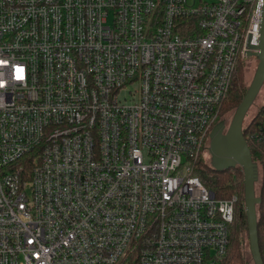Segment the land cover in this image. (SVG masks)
I'll return each mask as SVG.
<instances>
[{"label":"built area","instance_id":"obj_1","mask_svg":"<svg viewBox=\"0 0 264 264\" xmlns=\"http://www.w3.org/2000/svg\"><path fill=\"white\" fill-rule=\"evenodd\" d=\"M263 15L0 0V264H222L238 197L196 165Z\"/></svg>","mask_w":264,"mask_h":264},{"label":"trees","instance_id":"obj_2","mask_svg":"<svg viewBox=\"0 0 264 264\" xmlns=\"http://www.w3.org/2000/svg\"><path fill=\"white\" fill-rule=\"evenodd\" d=\"M243 62L236 66L232 77L231 86L227 97L222 102L219 118L231 111H235L241 103L249 86L244 85ZM264 88V84H263ZM245 142L250 150V156L253 163L257 165L258 180L254 185L255 195L261 199L260 205L256 207L257 213V233L258 245L261 258L264 264V99L258 106L256 113L249 122L242 127ZM200 155L196 165V175L202 184L215 191L218 199H229L231 196L238 197L237 214L232 225H230L229 245L227 255L222 264H248L244 252V239L248 241L246 217L243 204V173L240 167H231L228 170L216 172L206 164ZM31 158H25L23 162L27 163ZM28 169V166H27ZM258 187V189H257Z\"/></svg>","mask_w":264,"mask_h":264},{"label":"water","instance_id":"obj_3","mask_svg":"<svg viewBox=\"0 0 264 264\" xmlns=\"http://www.w3.org/2000/svg\"><path fill=\"white\" fill-rule=\"evenodd\" d=\"M257 53L248 54V57L257 60L254 77L238 107L233 112L228 127L220 121L212 128L209 138V154L211 155V167L216 172L228 170L238 166L243 173V203L248 234V249L253 264H263L257 233L256 207L261 199L256 197L254 185L258 180L257 165L253 163L249 147L243 136L242 127L248 110L254 103L264 84V15L260 31Z\"/></svg>","mask_w":264,"mask_h":264},{"label":"rangeland","instance_id":"obj_4","mask_svg":"<svg viewBox=\"0 0 264 264\" xmlns=\"http://www.w3.org/2000/svg\"><path fill=\"white\" fill-rule=\"evenodd\" d=\"M197 1V4L199 2V0H196ZM202 1H209V0H202ZM111 21V17L109 18V22L110 23ZM243 78H244V85L247 87L250 85L253 77H254V71L256 70V67H257V60H253L252 58L251 59H248L246 61H244L243 63ZM264 99V88L262 87L258 96L256 97V99H254V103L252 104V106L250 107V109L248 110L247 112V115L245 117V120H244V123H243V126L246 125L249 120L252 118V116L254 115V113H256L257 109H258V106L261 104L262 100ZM233 112L234 111H231L229 113H227L226 115L222 116L221 120L223 122H225V124L229 125L230 121H231V118H232V115H233ZM204 161L206 162V164L210 165L211 163V159L207 154H203V157ZM258 189V187H257ZM244 204V203H243ZM246 239V238H245ZM244 239V252H245V256H246V260L248 261V264H253L252 262V259H251V256H250V253H249V249H248V241Z\"/></svg>","mask_w":264,"mask_h":264},{"label":"flooded vegetation","instance_id":"obj_5","mask_svg":"<svg viewBox=\"0 0 264 264\" xmlns=\"http://www.w3.org/2000/svg\"><path fill=\"white\" fill-rule=\"evenodd\" d=\"M225 127H227L226 124H225ZM209 145H210V138H209V140H208V142H207V145H206V154H207V153L209 154V152H208Z\"/></svg>","mask_w":264,"mask_h":264},{"label":"snow or ice","instance_id":"obj_6","mask_svg":"<svg viewBox=\"0 0 264 264\" xmlns=\"http://www.w3.org/2000/svg\"><path fill=\"white\" fill-rule=\"evenodd\" d=\"M22 71H23L22 69H18V70H17V72L20 73V74H22ZM17 78H22V75H18Z\"/></svg>","mask_w":264,"mask_h":264},{"label":"bare ground","instance_id":"obj_7","mask_svg":"<svg viewBox=\"0 0 264 264\" xmlns=\"http://www.w3.org/2000/svg\"><path fill=\"white\" fill-rule=\"evenodd\" d=\"M208 152H209V149H208ZM204 154H206V151H205V153ZM209 155V157H210V159H211V155L210 154H208ZM210 166H211V164H210Z\"/></svg>","mask_w":264,"mask_h":264}]
</instances>
